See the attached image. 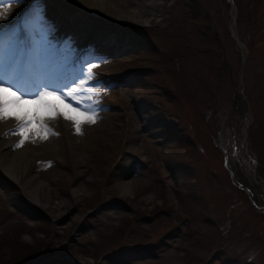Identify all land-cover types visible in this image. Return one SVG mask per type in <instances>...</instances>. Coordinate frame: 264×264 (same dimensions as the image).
Returning <instances> with one entry per match:
<instances>
[{"label": "rangeland", "instance_id": "rangeland-1", "mask_svg": "<svg viewBox=\"0 0 264 264\" xmlns=\"http://www.w3.org/2000/svg\"><path fill=\"white\" fill-rule=\"evenodd\" d=\"M118 1L104 3L136 9ZM157 2L142 23L80 0L0 6V24L36 33L45 25L29 14L39 7L52 62L61 71L91 62L98 81L47 89L60 112L42 113L46 139L41 129L14 147L21 137L8 136L27 163L14 180L0 161V264L44 247L50 264H264V185L251 171L264 179V0ZM94 48L100 57L88 56ZM93 110L100 118L81 119L80 133L64 115Z\"/></svg>", "mask_w": 264, "mask_h": 264}, {"label": "snow or ice", "instance_id": "snow-or-ice-1", "mask_svg": "<svg viewBox=\"0 0 264 264\" xmlns=\"http://www.w3.org/2000/svg\"><path fill=\"white\" fill-rule=\"evenodd\" d=\"M9 2L18 0H0V6ZM10 11V8L5 10ZM29 15L45 25L40 33L32 31L27 22L20 24L9 21L7 25L0 24V121L15 119L19 122L14 131L21 139L14 147L22 146L29 133L40 135L41 129L45 132L43 138H47L49 129L43 124L42 113L55 117L60 112L58 106L48 99L54 93L48 92L47 89L62 90L76 83L77 78L98 83L95 73L91 71V62L86 67L71 68L68 65L65 70H59L52 62L55 54V48L49 40L52 26L44 19L39 7L33 9ZM6 19L7 15L0 12V20ZM100 60L104 62V58L101 57ZM103 90L106 92L108 89L105 87ZM28 96H33L34 99H26ZM27 104H35V111H24ZM99 107L97 103L96 108ZM64 115L66 119L75 120L77 133L81 132V119L94 123L100 118L94 110L87 116L84 113H80L79 117L68 116L67 113Z\"/></svg>", "mask_w": 264, "mask_h": 264}, {"label": "bare ground", "instance_id": "bare-ground-1", "mask_svg": "<svg viewBox=\"0 0 264 264\" xmlns=\"http://www.w3.org/2000/svg\"><path fill=\"white\" fill-rule=\"evenodd\" d=\"M80 1H81V3H83L86 6H90L92 8H96V9L102 8L103 10H105L107 12L118 14L119 18L133 19V20L138 21L139 23L143 22L142 21L143 18L151 17L152 16L151 14H154L157 10L154 13L150 12V10H153L154 7H156V5H158L157 4L158 0H135V1H133V3L135 5L136 9H134L133 11L127 10L123 7L120 11H118L117 8H114L115 6L110 7L109 5H106V3H104V0H80ZM138 1H139V3H138ZM121 2L122 1H118L119 4H122ZM96 6H98V7H96ZM118 12L121 13L122 15L119 14ZM154 17H151L150 21H152V18H154ZM18 124H19V122H17L15 119H6L3 121H0V156H1L0 161H1V165H2L3 170L7 173L8 176H10L11 178L13 177L14 180L19 179L20 175H18V170H20V171H21V169L24 170L25 165L27 163V158H26L24 151H21V150H19L17 152H14L15 150L12 151V149H13L12 145L14 144L15 139L8 137L10 135V133H12L14 131V129L16 127H18ZM5 133H8V134L5 135ZM241 141H244V147H242L244 149L241 151L240 155L245 157V159H246L248 156L247 154L249 153V147H248V144L245 143V140L243 137H241ZM225 149H226V147H225ZM28 181H29V177H27V175H26V177L24 178L23 184L26 185L27 183L30 182V181L29 182ZM37 184L38 183L36 182V185H34V187L30 190H34V189L37 190ZM32 194L34 195L35 193H32ZM34 198H36V196Z\"/></svg>", "mask_w": 264, "mask_h": 264}, {"label": "trees", "instance_id": "trees-1", "mask_svg": "<svg viewBox=\"0 0 264 264\" xmlns=\"http://www.w3.org/2000/svg\"><path fill=\"white\" fill-rule=\"evenodd\" d=\"M27 249H30V248H27Z\"/></svg>", "mask_w": 264, "mask_h": 264}]
</instances>
